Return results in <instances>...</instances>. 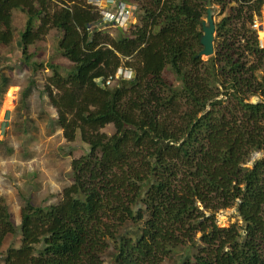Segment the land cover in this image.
<instances>
[{
  "label": "trees",
  "instance_id": "obj_1",
  "mask_svg": "<svg viewBox=\"0 0 264 264\" xmlns=\"http://www.w3.org/2000/svg\"><path fill=\"white\" fill-rule=\"evenodd\" d=\"M120 2L142 24L113 37L87 0H0V46L13 39L12 13L25 14L15 43L25 63L36 53L27 45L51 27L62 32L58 53L70 64H48L57 92L31 74L24 94L47 93L63 148L90 147L72 159L59 202L37 205L20 192L19 229L0 196V252L7 236L20 241L0 264H101L106 255L107 264H167L197 233L201 243L179 264H264V47L250 27L264 0L230 9L205 58L206 0H116L108 9ZM122 65L130 76L114 77ZM9 83L2 77L0 91ZM110 123L114 132H102ZM231 206L241 224L219 226L216 212Z\"/></svg>",
  "mask_w": 264,
  "mask_h": 264
},
{
  "label": "rangeland",
  "instance_id": "obj_2",
  "mask_svg": "<svg viewBox=\"0 0 264 264\" xmlns=\"http://www.w3.org/2000/svg\"><path fill=\"white\" fill-rule=\"evenodd\" d=\"M55 2L58 3L59 0H53V3ZM225 2L227 8L222 9L219 0H212L215 23L221 20L230 9L233 10L232 13H236V9L242 5V0H225ZM127 7L129 8L128 22L121 28L123 32H130L142 24L141 12L132 4H128ZM14 13L13 39L9 45L0 46V81L2 77L10 80L9 85L0 91V196L4 198L11 212L12 221L19 229L20 209L25 202L20 192L30 196L31 202L37 205L59 202L62 199L63 188L71 183L72 159L89 152L90 147L86 142H80L63 148L61 144L65 139L62 129L52 130L50 120L58 116V112L50 103L47 93L34 89L31 94L27 96L24 94L31 74H34L36 82H41L42 85L47 84L53 92H57L49 80L52 71L48 64L60 70L68 68L70 64L69 60L58 53V42L62 32L55 33L56 28L51 27L40 36L39 40L27 45L29 54L33 51L36 53L29 58V62L25 63L23 53L15 45L20 32L25 28V14L17 10ZM253 18V23L258 24L255 31L259 43L261 47H264V10L260 15L254 14ZM38 23L39 20L34 21L33 30ZM103 28L102 30L111 36H117L118 28L111 22L105 24ZM56 57L63 58L65 62L56 63ZM122 66L123 72L131 71L129 66ZM33 67L37 69V72L34 73ZM163 74L175 87L181 86V81L171 70L165 68ZM98 82L101 83L102 80L99 79ZM18 104H21L19 109ZM101 131L112 134L113 124H107L101 128ZM28 185L33 189H28ZM215 218L221 227H227L234 222L241 224L235 206L219 209ZM19 242L17 236H7L0 255L11 245L18 246ZM199 243H201V236L197 233L196 237L187 244L175 247V252L166 259V263L179 264L183 253L195 248ZM106 260L107 255L102 257L101 264H107Z\"/></svg>",
  "mask_w": 264,
  "mask_h": 264
},
{
  "label": "built area",
  "instance_id": "obj_3",
  "mask_svg": "<svg viewBox=\"0 0 264 264\" xmlns=\"http://www.w3.org/2000/svg\"><path fill=\"white\" fill-rule=\"evenodd\" d=\"M91 4L97 6L99 8V12L102 15V19L109 23L111 22L115 27L124 26L128 22V14H129V8L126 4L120 2L118 6L115 8V10H107L105 9L104 5L112 6L116 0H88ZM258 27V24L256 22L251 24V28L255 29ZM123 67H119L117 69V72L114 74V77H118L122 74L129 77L131 71L123 72ZM112 79V76H109L107 79V82L109 83Z\"/></svg>",
  "mask_w": 264,
  "mask_h": 264
},
{
  "label": "water",
  "instance_id": "obj_4",
  "mask_svg": "<svg viewBox=\"0 0 264 264\" xmlns=\"http://www.w3.org/2000/svg\"><path fill=\"white\" fill-rule=\"evenodd\" d=\"M216 29L217 26L213 18L212 0H206V15L205 19L202 21V34L200 36L202 49L197 56L208 57L214 53ZM118 30L124 34L121 28H118Z\"/></svg>",
  "mask_w": 264,
  "mask_h": 264
},
{
  "label": "bare ground",
  "instance_id": "obj_5",
  "mask_svg": "<svg viewBox=\"0 0 264 264\" xmlns=\"http://www.w3.org/2000/svg\"><path fill=\"white\" fill-rule=\"evenodd\" d=\"M54 32L57 33V32H60V30L58 28H56L54 30ZM64 62H65V60L63 58L56 57V63H64ZM27 188L30 190H31V188L33 189V187H31L30 185H28Z\"/></svg>",
  "mask_w": 264,
  "mask_h": 264
},
{
  "label": "clouds",
  "instance_id": "obj_6",
  "mask_svg": "<svg viewBox=\"0 0 264 264\" xmlns=\"http://www.w3.org/2000/svg\"><path fill=\"white\" fill-rule=\"evenodd\" d=\"M87 2H88V0H87ZM89 3H90V2H89ZM106 6H107V5H104L105 9H107V8H106ZM96 7H97V6H96ZM107 7H109V6H107ZM97 9L99 10V8H98V7H97ZM107 10H109V9H107ZM99 13H100V12H99ZM252 23H253V22H252ZM252 23H251V24H252ZM106 24H107V23H106ZM250 27H251V26H250ZM116 28H123V26L116 27ZM255 29H256V28H255ZM124 33H125V32H124Z\"/></svg>",
  "mask_w": 264,
  "mask_h": 264
},
{
  "label": "crops",
  "instance_id": "obj_7",
  "mask_svg": "<svg viewBox=\"0 0 264 264\" xmlns=\"http://www.w3.org/2000/svg\"><path fill=\"white\" fill-rule=\"evenodd\" d=\"M14 12L12 13V20L14 21L15 19H14ZM32 186H33V184H31ZM34 187V186H33Z\"/></svg>",
  "mask_w": 264,
  "mask_h": 264
}]
</instances>
